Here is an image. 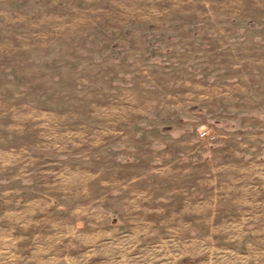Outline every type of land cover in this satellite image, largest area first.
Listing matches in <instances>:
<instances>
[{
	"label": "rangeland",
	"instance_id": "1",
	"mask_svg": "<svg viewBox=\"0 0 264 264\" xmlns=\"http://www.w3.org/2000/svg\"><path fill=\"white\" fill-rule=\"evenodd\" d=\"M69 147L90 170L99 148L110 170L162 147L264 157V0H0V151L44 157L11 184L60 180Z\"/></svg>",
	"mask_w": 264,
	"mask_h": 264
},
{
	"label": "crops",
	"instance_id": "2",
	"mask_svg": "<svg viewBox=\"0 0 264 264\" xmlns=\"http://www.w3.org/2000/svg\"><path fill=\"white\" fill-rule=\"evenodd\" d=\"M98 150L90 170L66 148L72 161L47 187L23 186L28 173L11 184L41 151H0V264H264V157L162 147L156 161L118 154L110 170Z\"/></svg>",
	"mask_w": 264,
	"mask_h": 264
}]
</instances>
